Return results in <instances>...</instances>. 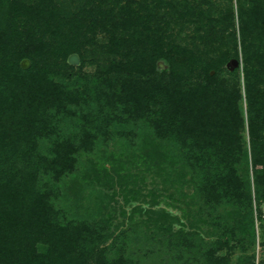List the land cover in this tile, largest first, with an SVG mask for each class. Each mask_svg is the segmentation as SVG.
Wrapping results in <instances>:
<instances>
[{
  "label": "trees",
  "instance_id": "1",
  "mask_svg": "<svg viewBox=\"0 0 264 264\" xmlns=\"http://www.w3.org/2000/svg\"><path fill=\"white\" fill-rule=\"evenodd\" d=\"M173 22L183 23L176 31ZM72 54L76 67L67 63ZM231 60L239 63L232 72ZM263 87L264 0H0V264H264L255 262L248 173L234 168L241 161L254 169V201L264 202V123L254 120L264 112L250 115L264 111ZM242 94L250 156L242 150ZM116 102L128 104L132 124L151 119L154 136L143 133L133 156L168 179L171 166L172 187H194L191 199L202 206L236 208L212 223L211 235L197 234L196 243V233L172 230L165 211L136 207L128 217L145 214L144 231H124L100 249L112 236L108 219L73 217L64 202H75L80 180L127 185L126 150L76 167L87 131L105 124L102 103ZM75 114L80 146L47 139L46 147L43 139ZM93 119L101 121L90 126Z\"/></svg>",
  "mask_w": 264,
  "mask_h": 264
},
{
  "label": "rangeland",
  "instance_id": "2",
  "mask_svg": "<svg viewBox=\"0 0 264 264\" xmlns=\"http://www.w3.org/2000/svg\"><path fill=\"white\" fill-rule=\"evenodd\" d=\"M221 6H217L214 11H217ZM235 8V6H234ZM183 22H178L177 24L173 22L172 25L175 26L177 31ZM190 35V32H187ZM184 33L181 35L184 38ZM75 67V66H72ZM95 71L94 67H86L83 69L85 74L90 76L93 75ZM220 80L227 81L228 84L231 82L230 78L224 72L218 74ZM238 83V88L242 92L243 90V76L241 69L238 72V76L235 78ZM264 89V87H263ZM102 101V100H101ZM98 102L93 101L88 108L95 113L96 106ZM239 105L242 110L243 119H244V128L241 134L243 137V149L245 150L248 156H250L251 148L249 145L248 137V121L246 117L249 116V109L246 105L245 98L243 94L239 100ZM74 107H76L74 105ZM128 104L125 103H102V112L101 118L105 124H101L100 128L97 130H88L90 142L87 144L86 148H81L78 150V154L82 155L78 157L76 162L77 171H83L84 161L97 162V157L104 155V157H109L111 154L115 156H121L123 150L128 152L129 158H127L124 164V170L121 173L128 174L127 185H118V183L112 185L106 184L101 178L99 180H80L79 192L76 195V200L73 204L70 203L71 198H68L64 203L67 206H71L72 211L76 219H84L87 217H95L94 222H98L102 218L108 219L107 234H112L110 238L105 240L103 243L99 244L100 249H108V246L113 242L112 237L119 236L124 231H133L139 230L144 231V226L147 220L146 215L143 213L140 215L133 214L132 221L129 219V215L132 210L136 207L141 208L142 211L145 210H154V211H165L171 217L172 220V230L189 232L190 234L196 233L195 236H192V239L197 243V234L201 236L211 235L212 223L218 220V217L225 216L226 213L234 211L236 208H233L231 204L221 203L219 206L213 204V206L208 209L207 207L202 206L203 201H194L192 200V195L194 192V187H191L189 184H184L183 187L181 184H178L174 187L171 185V179L173 173L170 171L171 166L165 164V169L167 170L170 179L166 178L164 172L158 173L154 168H147L144 164V159H139L136 156H133V153H138L136 151V140H140L141 135L154 136L151 119L141 118L144 120H139L135 124L131 123L130 117H128L127 112ZM95 110V111H94ZM77 112V111H76ZM253 112V114H252ZM258 112V115L261 116L264 111L257 110L256 108L251 110V116H254ZM78 117V114H75L71 120L63 119L60 122L58 127L55 129L53 134L48 135L44 140V145L49 146L47 139L54 141L70 139L71 144L74 147H79L81 129L79 125L76 124L75 118ZM95 122L93 124H99L101 119H93ZM258 123L257 125H263L264 120L261 118H254ZM148 124H147V123ZM91 131V132H90ZM158 141V140H157ZM146 162V160H145ZM104 167L109 169L110 164L108 162L103 163ZM234 168L237 170V175H242L245 170L248 173V186L252 196V209L250 211L252 225L254 227L255 235V262L261 261L264 259V246H260L261 241L264 240L262 237L261 223L264 224V202L257 203L254 201V183H253V170L250 166L245 168L244 163L239 161L234 165ZM257 168H260L258 166ZM77 175V172H73L65 180L72 179ZM80 179V178H78ZM176 184V183H175ZM62 192L65 193L62 183L58 185ZM132 189L136 190L138 194L136 199H130L129 196L124 197L123 189ZM179 193L185 195L184 199H180ZM63 203V202H62ZM216 206V211L214 210ZM68 215V214H67ZM235 218L236 223L241 219ZM260 219H263L261 222ZM210 220V222H208ZM201 221V222H200ZM219 221H221L219 219ZM235 224L232 220L229 222ZM264 226V225H263ZM152 227V225H151ZM131 253L134 252V245L126 246ZM135 253V252H134Z\"/></svg>",
  "mask_w": 264,
  "mask_h": 264
},
{
  "label": "water",
  "instance_id": "3",
  "mask_svg": "<svg viewBox=\"0 0 264 264\" xmlns=\"http://www.w3.org/2000/svg\"><path fill=\"white\" fill-rule=\"evenodd\" d=\"M67 63L70 65V66H78L80 64V60H79V57L76 55V54H72L70 55L68 58H67ZM29 61L27 59H23L21 62H20V68L23 69V70H26L29 68ZM239 67V63L238 61L236 60H231L227 63L226 65V68L232 72L233 70H235L236 68ZM213 74V72H211V75Z\"/></svg>",
  "mask_w": 264,
  "mask_h": 264
}]
</instances>
